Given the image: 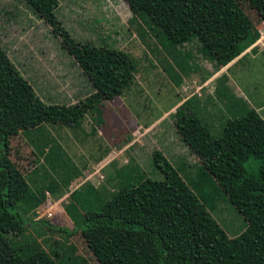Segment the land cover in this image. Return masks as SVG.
<instances>
[{
	"label": "trees",
	"instance_id": "16d2710c",
	"mask_svg": "<svg viewBox=\"0 0 264 264\" xmlns=\"http://www.w3.org/2000/svg\"><path fill=\"white\" fill-rule=\"evenodd\" d=\"M123 1L181 73L191 72L194 53L219 70L260 38L236 0ZM247 1L264 20V0ZM24 2L61 39L93 92L75 104H45L0 46V264H60L58 241L52 258L35 240L27 246L14 242L25 243L44 195L10 159V138H31L44 123L77 126L95 104L132 84L136 64L106 43L73 39L57 18L59 0ZM216 94L235 113L217 137L194 109V98L176 111L178 133L199 160L193 173L158 154L154 163L161 179L134 182L127 173H116V190L109 193L86 183L66 207L74 228L44 226L67 236L80 231L98 264H264V121L228 88ZM251 160L257 167L253 174L246 169ZM221 198L246 222L237 237H228L211 215Z\"/></svg>",
	"mask_w": 264,
	"mask_h": 264
},
{
	"label": "rangeland",
	"instance_id": "374dc122",
	"mask_svg": "<svg viewBox=\"0 0 264 264\" xmlns=\"http://www.w3.org/2000/svg\"><path fill=\"white\" fill-rule=\"evenodd\" d=\"M236 1L260 38L254 55L245 57L244 69H238L235 89L247 97L252 93L263 98L264 20L247 0ZM56 15L78 43H106L122 50L134 60L136 70L132 84L120 96L95 104L77 126L44 123L31 138L23 134L10 138V159L29 186L44 195L33 215L37 224L28 226L25 243L14 242L27 246L35 240L52 258L58 241L63 249L60 264H98L80 231L67 236L49 231L44 223L72 230L66 207L86 183L109 193L116 190V173H127L134 182L161 179L154 163L158 154L173 167L193 173L199 160L182 141L176 115L187 99L194 98L193 107L199 109L213 137L235 113L216 97L225 84L213 64L194 53L191 72L181 73L123 0H59ZM0 46L45 104L71 105L93 92L61 39L24 0H0ZM235 89L229 87L232 94ZM186 110L192 112L190 106ZM246 169L255 173V162L251 160ZM211 215L230 238L245 229L243 216L226 198Z\"/></svg>",
	"mask_w": 264,
	"mask_h": 264
},
{
	"label": "crops",
	"instance_id": "0c3cea01",
	"mask_svg": "<svg viewBox=\"0 0 264 264\" xmlns=\"http://www.w3.org/2000/svg\"><path fill=\"white\" fill-rule=\"evenodd\" d=\"M251 46L248 48L244 53H242L239 57L234 59L233 61L229 62L227 65L221 67L219 70H217V73L220 76L219 78L224 82L225 87L229 89L234 87L235 89V81L234 79L238 76V69L242 70L244 69V66L246 65L247 61H243L245 57L248 55H254V49L257 46ZM254 47V49H253ZM257 51V50H255ZM237 92H234L233 94L235 97L244 100L247 105H249L250 108L254 109L261 119L264 121V97L258 98L257 94L249 93V97L245 96L239 88L235 89Z\"/></svg>",
	"mask_w": 264,
	"mask_h": 264
}]
</instances>
